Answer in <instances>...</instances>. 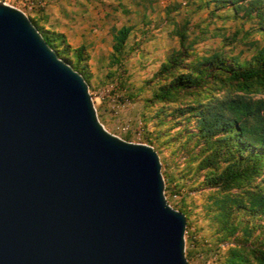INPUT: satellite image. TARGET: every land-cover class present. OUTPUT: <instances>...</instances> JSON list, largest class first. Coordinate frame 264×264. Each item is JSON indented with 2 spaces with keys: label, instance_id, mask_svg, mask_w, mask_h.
<instances>
[{
  "label": "water",
  "instance_id": "95a60500",
  "mask_svg": "<svg viewBox=\"0 0 264 264\" xmlns=\"http://www.w3.org/2000/svg\"><path fill=\"white\" fill-rule=\"evenodd\" d=\"M158 153L107 131L85 78L0 1V264H190Z\"/></svg>",
  "mask_w": 264,
  "mask_h": 264
},
{
  "label": "rangeland",
  "instance_id": "374dc122",
  "mask_svg": "<svg viewBox=\"0 0 264 264\" xmlns=\"http://www.w3.org/2000/svg\"><path fill=\"white\" fill-rule=\"evenodd\" d=\"M0 1L24 12L41 27L40 32L61 35L53 49L57 53V48H67L68 55L61 58L88 72L89 92L107 131L151 145L158 153L167 202L188 217L185 255L189 251L190 264H224L231 247L241 246L242 251L243 245L264 247V215L248 212L252 207L241 186L231 191L237 193V200L229 208L228 224L236 230L224 234L230 228L219 217L225 192L207 183V177L221 167L213 171L200 165L211 149L198 135L197 111L209 100L231 93L232 87L220 75L204 81L202 87L180 90L175 102L155 98L157 89L176 76L166 69L173 57L182 56L185 71L193 75L195 67L214 64L220 57L226 64L255 63L264 35L254 18L219 0L220 4L214 0ZM123 27L129 32L114 48ZM76 49H82L80 60ZM253 98L264 99V92ZM259 189H264L263 183ZM250 261L246 264H259L252 257Z\"/></svg>",
  "mask_w": 264,
  "mask_h": 264
},
{
  "label": "trees",
  "instance_id": "16d2710c",
  "mask_svg": "<svg viewBox=\"0 0 264 264\" xmlns=\"http://www.w3.org/2000/svg\"><path fill=\"white\" fill-rule=\"evenodd\" d=\"M215 1L220 4L217 0ZM219 1L231 2L237 10H244L248 19L254 18L258 22L259 30L264 35V0ZM33 23L36 25L34 21ZM36 26L38 30H41V27ZM128 32V28L120 29L115 36L114 48L123 44ZM41 33L52 48L56 47L55 42L61 39V35L55 33L45 30ZM57 53L59 57L68 55L67 48H57ZM75 56L80 60L82 49H76ZM173 59L175 61L166 69L171 70L176 76L170 84L162 85L157 89L155 92L157 100L165 103L175 102L180 90L188 91L202 87L204 81L208 82L211 77L217 79L220 75L223 76L226 84L232 87L231 93L221 99L215 97L213 101L209 100L207 105L200 106L197 111L198 135L211 149L200 165L204 168L213 167V171L221 167L219 173L207 177V183L210 187H217L225 192L223 199L219 201L221 208L219 217L223 226L230 227L224 228V234L232 235L236 226L228 223L231 215L230 203L237 200V193H231L234 188L241 186L247 189V191L245 189L247 195L244 197L251 204L252 208H248V212H251L252 216L257 213L264 215V189L257 190L262 183L264 184V99L253 98L256 92H264V46L255 63L226 64L220 57L214 64L195 67L196 75L185 71L187 67L182 65L184 60L182 56H176ZM73 67L79 70L86 81L88 80V72L80 69L78 63H75ZM221 162L224 164L220 165ZM258 178L261 182H257ZM178 210L185 214L183 209L178 208ZM187 218L186 216V232L190 226ZM249 256L257 263L264 264V247L243 245V251L241 246L231 247L224 264H246L251 262ZM186 257H189V251Z\"/></svg>",
  "mask_w": 264,
  "mask_h": 264
}]
</instances>
